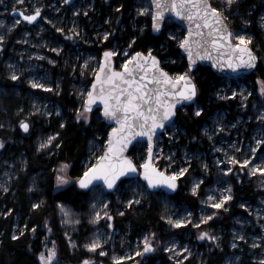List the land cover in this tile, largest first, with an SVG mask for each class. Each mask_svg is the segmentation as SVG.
Here are the masks:
<instances>
[{
    "label": "trees",
    "instance_id": "16d2710c",
    "mask_svg": "<svg viewBox=\"0 0 264 264\" xmlns=\"http://www.w3.org/2000/svg\"><path fill=\"white\" fill-rule=\"evenodd\" d=\"M110 1L111 9H114V5L115 8L123 5V8H119L115 12L113 24L117 28V35L118 31L127 26L124 30V39L136 38L130 48L131 52L147 51L152 48L154 54L163 61V67L169 72L187 70L186 57L181 53L177 42L169 38V32L179 35L186 34L184 28L172 20H168L163 31L156 35L152 29L151 15L135 18L137 0ZM145 1L149 4V0ZM214 3L218 7L224 6L222 0H214ZM262 13H264V0H238V3L226 13L229 17L228 24L233 32L244 30L247 34L252 35L251 47L260 57L256 69L242 79L251 88L252 95L249 97L247 106L250 108L256 104L257 109L261 107L259 105L260 80L264 79V27L258 24ZM128 14H130V19L127 17ZM247 20H250L251 23H245ZM134 23H137V28L132 30L131 26ZM23 29L24 24L21 23L11 32L5 41L4 50L0 52V125H3L0 127V138L5 141L4 148L0 149V157H6L16 165V176L10 184V190L0 197V264H40L37 255L43 251L49 238L54 239L58 244L62 260V263L59 264H82L85 259L90 260L93 256L100 258L98 260L100 264H116L112 251L109 250L107 255H102L99 249L93 252L84 247L93 239L98 228L104 227L110 230L105 219L99 223L92 222V203L96 190H82L75 183L58 187L54 171L62 161L67 160L73 165L69 175L73 178L80 177L88 161L91 159L94 162V158L90 157L93 140L102 146L100 152L102 154L112 127L103 120L100 110H95L90 114V121L76 119V110L82 108L78 107L77 100L79 80H75L77 82L72 85L70 84L71 78L67 76L61 90L56 94H50L31 88L23 78L11 79L7 67L11 43L16 41ZM111 47L112 42L109 40L103 46L94 47L97 49L98 61L103 51L111 49ZM124 58L115 57L118 68ZM88 68L82 80L84 79L90 87L94 79L93 72L97 70V64H92ZM191 74L195 76L198 84L197 101L195 104L178 109L175 124L189 139L191 146H195L205 139L202 129L217 112L230 110L232 112H229V116L237 119L239 115H245L246 111L250 110L248 107L243 110L241 107L237 108L236 99H221L216 96L217 89L225 78L217 75L212 68L199 65ZM34 94L47 95L54 99L61 105L63 112L61 117L51 118L50 123L42 129H37V125H42L43 122H37L35 116L28 117L26 114L28 108L31 107V98ZM197 107L204 108V113L201 116L195 115ZM24 120L30 123V130L27 133L21 128V122ZM261 122H257L255 125L253 123L252 126H258ZM62 123L66 125L63 128L61 127ZM50 131L59 132L60 136L54 143L62 140L63 144L58 149L53 146L51 152L48 149L38 150L40 133ZM182 141L185 142V139ZM146 151L147 146L143 143L135 145L130 150V155L140 164V158L145 156ZM25 161L27 167H25ZM194 175L204 176V183L198 190L199 195H194L189 186L192 179L190 177ZM215 177L212 172L205 173L204 170L192 168L186 177L180 179V188L176 193L169 195L162 190L150 192L148 199L143 200L140 205L132 208L126 207L124 215L117 213L112 216L114 217L113 228L128 232L130 238L133 239L144 232H154L164 238L170 236L173 232L165 219L169 209L172 206H179L198 213L201 201L215 182ZM228 177L232 185L234 199L228 202L227 210H217V215L212 220L200 226L204 231L213 229L223 231L227 236L224 239V248L221 251L217 247L207 250L203 253V260L199 264H222L224 262L229 252L228 236L233 228L234 217L239 213L246 214V210L240 207L241 201L257 205L263 198L264 190L261 188L260 176L249 177L244 174L238 179L230 174ZM33 180L36 181L37 186L30 191ZM127 181L124 179L122 186ZM107 194L115 201V194ZM40 201H43L41 206L33 208V204ZM60 201H63L76 213L79 223L72 225L62 223L64 216L58 207ZM25 225H27V231H24ZM33 227L36 228L35 233L31 231ZM189 227L192 228V226H187L173 230L187 231ZM193 229L196 232L199 228ZM20 232H23V235L19 239H13ZM194 235L191 233V239ZM69 237L76 242L75 246L70 243ZM158 258H160L161 264H168L164 253L158 257L150 256L149 261L143 263L156 264ZM126 263L120 262V264Z\"/></svg>",
    "mask_w": 264,
    "mask_h": 264
},
{
    "label": "snow or ice",
    "instance_id": "6c2138e0",
    "mask_svg": "<svg viewBox=\"0 0 264 264\" xmlns=\"http://www.w3.org/2000/svg\"><path fill=\"white\" fill-rule=\"evenodd\" d=\"M64 4H68L70 0H63ZM152 7H141L138 9V14H149L152 19V28L154 31L159 32L165 26L166 15L174 13L181 21L187 22L186 34L179 35L169 32V38L176 41L179 48L187 53L188 66L186 71L182 72H169L163 67V61L158 55H154V50L149 48L147 51H135L131 54L128 49L135 43L136 38L133 37L132 42L125 49L115 48L103 51L100 60L97 63V70L93 72L94 79L90 87L82 89L79 95L83 98L84 104L81 109L76 110L77 120L90 121L93 105L100 102L102 106V118L116 123V127L111 129L108 134L104 150L102 154H93V160H89L83 174L78 178H73L69 175L73 165L65 160L62 161L54 171L56 172V185L58 187L70 185L75 183L80 189L97 191V195L93 197L92 208L94 209L92 222L99 223L102 218L111 221L114 219L110 215L109 203L104 199L106 189L119 190L123 185L122 178H130L133 175L142 176L145 190H162L167 189L170 192H175L179 187V181L182 177H186L192 168L191 161L195 158L189 156L187 153L184 156L186 162L184 166L174 168L176 160L174 154H165L162 144L163 134L168 132L169 127H174L177 106H182L187 102L194 101L198 95V84L194 72L199 60H212L215 62L217 68H226L236 74L247 72L248 70L255 69L260 59L256 51L251 47L253 37L246 34H236L229 27V17L226 13L238 3V0H224V6L218 7L215 5L214 0H150ZM18 4L24 5L25 0H17ZM119 8H123L120 5ZM42 5L35 6L34 10L26 11L25 8H13L12 11L18 13L22 20H17L10 26L5 28V32H11L22 21L29 23L36 22L42 16ZM119 10V9H117ZM79 14V12H77ZM87 15V11L84 13ZM43 19L48 20L47 16ZM50 24L52 21H48ZM261 22L264 23V17H261ZM6 21L0 19V27L6 25ZM245 23H251L250 20ZM57 31L65 33L64 28H58ZM67 35V33H65ZM112 35L110 32L97 34V39L102 42L108 41ZM80 36V30L74 23L72 28V39ZM6 34H0V52L5 48V41L7 40ZM27 43V41H24ZM55 52H61L62 48L53 49ZM125 57L119 68L116 67L115 57ZM95 57H89V60H95ZM89 60H85L83 69L89 67ZM52 64H56V60H51ZM175 63V61H172ZM11 69H15V65H9ZM12 80H19L20 74L15 70L11 73ZM30 83L35 88L53 90V85L41 83L33 79ZM262 85L260 91L264 93V79L260 80ZM218 96L221 94L218 92ZM243 93L237 91L231 92V97ZM250 95V93H249ZM222 99H228V96H221ZM246 99V98H245ZM36 112L40 109L35 108ZM59 113V110H57ZM204 113V108L197 107L195 111L196 116H201ZM31 114V113H30ZM48 116L52 112H47ZM258 120L264 121V112L256 117ZM65 123L61 127H65ZM3 127V125H0ZM21 127L27 132L30 124L27 120L21 122ZM234 127V125H233ZM225 126L223 123H217L211 131L205 128L204 132L208 135L209 139L219 132L223 131ZM172 137L174 134L168 132ZM60 136L59 132H54L48 135L39 143L38 150L48 149L51 152L52 147L60 148L63 141L54 143ZM146 143L147 151L144 157H141V163L138 164L133 156L129 155V148L134 144L140 145ZM258 145H264V139L256 141ZM5 141L0 138V149L4 148ZM236 152L242 149L236 148L235 145L231 146ZM225 153L224 158H216L215 163L217 166L223 165L221 172L225 175L235 174L240 176L243 174L244 169H248V174L255 176L258 173L264 176V159L255 162L256 149L251 150L250 156H245L240 159L236 155H229L226 149H216ZM25 167L27 162L25 161ZM205 173L209 171L207 162L202 163ZM239 167L240 171L234 173V169ZM119 182V183H118ZM204 183L202 178H197L191 187V192L194 195H199V189ZM36 181L33 180L32 189L36 188ZM264 187V184L261 185ZM7 187L4 191H7ZM144 199V193L139 188L134 190L131 198L125 204L127 208L140 205ZM234 199L232 192V185L228 184L226 188L217 189L214 195H209L203 201L204 204H210L212 209L227 210V202ZM43 201L33 204V208H39ZM58 207L64 216L62 223L69 225L79 223L78 220L73 219L76 213L66 205L63 201L58 202ZM248 208L247 204L242 205ZM124 215L123 212L119 213ZM217 215L213 211L211 215L201 214L198 222H194L191 217V212H186L185 216L174 218L173 216H166L165 219L174 228H180L186 225H193L195 228H200L201 225L206 224L207 221L213 219ZM259 215V213H257ZM241 224L245 221H240ZM107 227L113 228L114 225L108 223ZM24 231H27V225L24 226ZM35 233L36 228L31 229ZM51 231V228H49ZM23 235L20 232L14 236L13 239H19ZM67 235V233H65ZM107 235V234H105ZM199 239L215 241L217 246L220 245V237L211 234L209 231H202L199 234ZM111 239V236H108ZM235 239L245 241L247 238L243 233L238 234ZM70 243L74 246L75 241L69 237ZM105 240L97 233L94 238L84 245V247L95 252L100 249L102 255H107V251L103 246ZM163 241L156 240V233H149L145 235L142 240V248H138L132 255L129 256H113L116 264L121 261L131 260L132 256H141L142 253L154 252L158 244ZM46 251L39 253V260L41 264H53L58 258V249L55 243L51 247L47 244L44 245ZM233 248L237 247L236 243L232 244ZM253 248L264 247L261 244H253ZM172 254L173 259L176 255L183 254V259L177 261V264H183L189 257L193 255L190 248L186 245L182 246L179 242H173L165 249ZM239 260V257L236 258ZM82 264H100L85 259ZM135 264H139L136 261ZM232 264V261H228ZM258 264H264V257H261Z\"/></svg>",
    "mask_w": 264,
    "mask_h": 264
},
{
    "label": "rangeland",
    "instance_id": "374dc122",
    "mask_svg": "<svg viewBox=\"0 0 264 264\" xmlns=\"http://www.w3.org/2000/svg\"><path fill=\"white\" fill-rule=\"evenodd\" d=\"M137 1L138 2H136L137 5L134 12L135 18L147 15L138 14V9L141 7H151L150 1L149 4L145 0ZM222 1L224 2V0ZM38 5L43 6L40 21L34 25L24 21L21 22L24 24V29L19 33L16 41L11 43L10 54L7 62L10 76L12 71L15 70L20 74V78H23L26 82H28V85L35 90L56 94L61 90L63 81L67 76L71 78L70 84L72 85L77 82L75 80H79V85L77 87L78 93H80L82 89H86L88 87L87 82H85L84 79L82 80L86 71V69H83L84 61L89 60V57H95V60H89V66L97 64V49L94 47L103 46V44L107 42L98 40V33L101 34V37L105 32L112 33L108 39L112 42L111 49L120 48L123 50L132 42L133 37L124 39V30H126L127 26H124L121 31H118L119 33L117 35V28L113 22L115 20L114 14L119 8H115L114 5V9H111L109 7L111 5L110 0H76L71 5L64 4L63 0H25L24 5L18 4L17 0H0V19L7 22L4 27H0V34H6L8 37V35L21 24L20 23L11 32H5V28L7 26H10L17 20H22L20 17H14L11 15L13 8H25L26 11H30L34 10L35 6ZM85 11H87V15L84 14ZM77 12H79V14H77ZM44 16H47L48 20L43 19ZM127 17L130 19V14H128ZM261 17H264V13H262L260 20L258 21V24L264 27V23L261 22ZM49 20L52 21L51 24L48 22ZM74 23L80 30V36L72 39L70 37ZM61 27L65 29V33H67V35L57 31V29ZM136 28L137 23H134L131 26V29L135 30ZM236 34H246L248 36H252L250 33L247 34L244 30H238ZM24 41H27V43ZM58 47L62 48L61 52L53 51V49ZM128 51L130 54L132 53L130 49H128ZM51 60H56L57 63L52 64ZM9 65H15V69H11ZM224 78L225 79L217 89L216 96L219 98H221V96H228L229 98L236 99L238 103L237 108L241 107L242 110L248 107L247 103L252 94L250 85L242 80L244 77L233 79L227 77ZM33 79L41 83L53 85V90L33 87L30 83ZM261 87L262 85L260 83V89ZM232 91H237L238 93L242 92L243 97L240 95L231 97ZM218 92L221 94L220 96L217 95ZM259 93L261 96L259 99V105H261V107H258L257 109L256 104L254 107H248L250 111L247 110L245 115H239L237 119H233L229 116V112H232L230 110L217 112L212 120L203 127L202 135L205 139L202 140L199 145L191 146L189 139H187L186 135H183V131L176 124L174 127L168 128V132L174 134L172 137L168 135V132L164 133L161 146L163 147L165 154H174V159L176 160V164L173 166L174 168L184 166L186 163L184 161V156L187 153L189 156L195 157L191 161L192 168L194 170H204L202 163L207 162L209 165V171L207 173L212 172L216 176L215 182L208 189L206 196L201 201L202 204L198 213H194L188 208L172 206V208L169 209L167 216L180 218L185 216L186 212H191V219L194 222H198L197 218L201 214L207 216L211 215L213 211L217 212V210L211 208L210 204L203 203L209 195H214L217 189L226 188L227 185L230 184L228 177L230 174H223L221 172V168L224 166H217L215 163L216 158L219 157L220 159H223L225 153L216 149L224 148L229 155H236L237 158L240 159L245 156H250L251 150L256 149L257 159L255 162L258 163L260 159H264V145H258L256 143L257 140L264 139V122H261V120L256 118L261 114V112H264V93L260 90ZM41 95L34 94L32 96L31 107L28 108L26 113L28 117L35 116L37 122H43L42 125H37V129H42L48 125L51 118L61 117L63 115L61 105L47 95ZM77 100L78 107H82L85 98L78 94ZM37 107L40 109L39 112L35 111V108ZM57 110H59V113H57ZM47 112H52V115L48 116ZM218 122L223 123L225 129L223 131H219L213 139H209L208 135L205 134L204 129L207 128L211 131ZM257 122H261L260 125L252 126L253 123L255 125ZM51 134H53L52 131L40 133L38 143ZM183 139H185V142L182 141ZM232 145H235L236 148L242 150L236 152L231 147ZM101 148L102 146L96 140H93L90 148V157L93 158V154L99 155L102 150ZM15 166V163L8 158L0 157V197L10 190V184L16 176ZM239 171V167L234 169V173ZM244 174L246 176L248 175L249 177H253L248 174L247 168L244 169L243 174L240 176L235 174H233V176L239 179ZM256 176H260L259 179H261V185L264 184V176L259 173ZM190 178L192 179L189 186L192 187L197 178L204 179V176L194 175ZM127 180L128 181L124 186L119 187V190L112 193L115 194V201H113L112 197L107 194L108 192L105 191L104 193V199L106 201H110L109 210L111 216L124 212L126 208L125 202L131 198L135 189L139 188L140 191L144 193L143 200L148 199L151 194L150 192H153L145 190L144 183L140 178H128ZM5 187H7V191H4ZM261 188L264 190V187ZM95 193L97 195V191ZM244 204H247L248 208L242 207ZM133 206L136 205L134 204ZM240 207L246 210V214L239 213L234 217L233 228L231 234L228 236L229 252L222 264H228V261H232V264H258L260 258L264 257V247H252L254 243L264 245V193L263 198L260 199L257 205L251 204L248 201H241ZM93 213L94 209L92 208V217ZM257 213H259V215H257ZM73 219L78 220L77 215H75ZM106 220L107 219H105V223L107 225L108 223L112 224L113 220ZM240 221H245V223L241 224ZM187 226H192V228L189 227L187 231H174L173 229L179 228H174L170 225L173 232L172 235L164 238L159 237L158 234H156V240L163 241L162 244H158L156 251L146 254L142 253L141 256H132L131 260L121 262H127L126 264H135L136 261H139V264H144L143 262L149 261L150 256L158 257V255L164 253L168 264H177V261L183 259V254L178 253L176 258L173 259L172 254L165 250L168 245L173 242H179L182 246H188L193 253L187 261H183V264L201 263L203 260V253L207 250L214 249V247H217L220 251L223 250L224 239L227 238L223 231L214 229L209 231L211 234L220 237V245L217 246L215 241L208 240L207 238L203 240L198 238L200 232L204 231V229L196 228L198 231L195 232V229H193L195 227L191 224L182 227ZM97 233H99L101 238L106 241L103 248L107 251V253L110 250L113 253L112 256H129L132 255V253H134L138 248H142L143 237L153 232H144L141 235L136 236L134 239L130 238L128 232L115 228H110V230L104 227L98 228L96 233H94L93 238ZM191 233L196 235H194L192 239ZM240 233H243L246 236L247 239L245 241L235 239V237ZM109 235L111 236V239H108ZM53 243H55L58 249V258L53 262V264L62 263L57 242L50 238L46 242L48 247H51ZM233 243L237 244L236 248L232 247ZM43 251H46L45 247L43 248ZM99 252H101L100 249ZM37 257L39 259V254ZM237 257H239V260L236 259ZM90 260L98 262L100 258L93 256ZM156 262V264H161L160 258H158ZM39 263L41 264L40 260Z\"/></svg>",
    "mask_w": 264,
    "mask_h": 264
},
{
    "label": "water",
    "instance_id": "95a60500",
    "mask_svg": "<svg viewBox=\"0 0 264 264\" xmlns=\"http://www.w3.org/2000/svg\"><path fill=\"white\" fill-rule=\"evenodd\" d=\"M75 1H76V0H70V2H69L67 5H71V4H73ZM149 1H150V0H149ZM150 4H151V2H150ZM151 7H152V5H151ZM11 15L14 16V17H20V15H19L18 13L14 12V11H11ZM20 18H21V17H20ZM21 19H22V18H21ZM40 19H41V17L38 18V20H37L36 22H32V23H29V22H26V21H24V22L34 25V24H37V23L40 21ZM168 20H172L174 23H176L177 25H179V26H181L182 28H184L185 31L187 30V22H186V21H181L180 18H178V17L175 16L174 13H169V14L166 15L165 24H166V22H167ZM164 27H165V26H164ZM164 27H163L159 32L153 30L154 34H156V35L160 34V33L163 31ZM229 27H230V26H229ZM152 29H153V28H152ZM250 46H251V45H250ZM106 50H107V49H106ZM180 50H181V53H182V54L186 57V59H187V53L184 52L183 49H181V48H180ZM256 54H257V52H256ZM154 55H156V54H154ZM257 56L259 57L258 54H257ZM114 59H115V58H114ZM259 60H260V59H259ZM187 62H188V60H187ZM258 64H259V61H258L257 65H256V67L258 66ZM199 65L208 66V67L212 68L213 71H214L217 75H219V76H221V77H227V78H230V79H233V78H241V77L247 76V75L251 74V73L256 69V68H255V69L248 70L247 72H243V73H240V74H236V73L231 72V70L226 69V68H223V69H222V68H217V67L215 66V62H214V61H212V60H207V59L197 61L196 69H197V67H198ZM162 66H163V65H162ZM116 67H117V64H116ZM117 68H118V67H117ZM196 69H195V70H196ZM190 74H191V73H190ZM197 97H198V95H197ZM197 97L195 98L194 101L187 102V103L183 104L182 106L178 105V106H177V110H176V116H177V112H178V109H179V108L184 107V106H188V105L195 104L196 101H197ZM95 110H100L101 115H102V106H101L100 102H97L96 104L93 105L92 112L95 111ZM103 120H104L108 125H110L112 128L117 126L115 122L108 121V120H106V119H103ZM175 120H176V118H175ZM28 122H29V121H28ZM29 124H30V123H29ZM21 128H22V127H21ZM112 128H111V129H112ZM22 130L24 131L23 128H22ZM29 130H30V128H29ZM29 130H28L27 132H29ZM24 132H25V131H24ZM27 132H26V133H27ZM110 132H111V130H110ZM110 132H109V133H110ZM145 144H146V143H145ZM135 145H136V144H134L133 146H130V148H129V152H128L129 155H130V150H131ZM146 146H147V144H146ZM130 178H140V179L143 181V177H142V176H136V175H133V176L130 177ZM124 179H128V178H122V180H124ZM118 183H119V182H118ZM179 184H180V181H179ZM179 188H180V187H179ZM179 188H178L175 192H170V191H168L167 189H162V191H164L165 193L171 195V194L176 193V192L179 190ZM82 190H85V189H82ZM105 191L108 192V193H113V192H115L116 190H114V189H106ZM150 191H160V190H150Z\"/></svg>",
    "mask_w": 264,
    "mask_h": 264
}]
</instances>
